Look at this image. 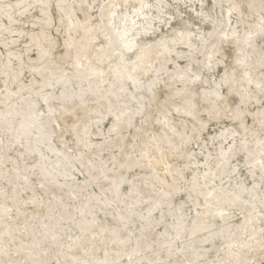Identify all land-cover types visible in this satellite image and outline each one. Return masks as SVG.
<instances>
[{
	"label": "rangeland",
	"instance_id": "374dc122",
	"mask_svg": "<svg viewBox=\"0 0 264 264\" xmlns=\"http://www.w3.org/2000/svg\"><path fill=\"white\" fill-rule=\"evenodd\" d=\"M0 264H264V0H0Z\"/></svg>",
	"mask_w": 264,
	"mask_h": 264
}]
</instances>
